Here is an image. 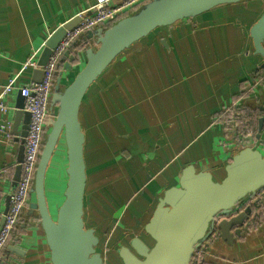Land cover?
I'll return each instance as SVG.
<instances>
[{"label":"crops","instance_id":"obj_1","mask_svg":"<svg viewBox=\"0 0 264 264\" xmlns=\"http://www.w3.org/2000/svg\"><path fill=\"white\" fill-rule=\"evenodd\" d=\"M95 1L0 0V92L14 80L4 97L9 109L0 112V125L11 124L10 135L0 130V215L18 181L20 136L12 130L17 87L30 83L34 70L23 65L37 62L48 37ZM263 12L264 0H241L158 27L122 51L87 89L78 112L86 171L83 220L99 239L103 264H121L117 250L134 237L153 243L144 225L164 191L178 186L184 167L207 170L219 182L241 147L264 155V83L254 77L263 59L249 36ZM88 45L96 46L83 35L60 57L53 88L58 77L62 88L72 81ZM49 110L53 116L55 106ZM66 167L61 138L44 181L53 217L64 199ZM32 201L30 192L8 243L16 250L5 249L0 264H51ZM244 205L251 212L232 228L231 242L210 234L191 264H264V187Z\"/></svg>","mask_w":264,"mask_h":264},{"label":"water","instance_id":"obj_2","mask_svg":"<svg viewBox=\"0 0 264 264\" xmlns=\"http://www.w3.org/2000/svg\"><path fill=\"white\" fill-rule=\"evenodd\" d=\"M239 1L150 0L110 27H97L84 34L94 39L96 46L88 45L84 49V65L69 84L62 88L60 78H57L50 96V104L55 106V112L47 121V132L30 191L34 196V201L29 204L30 212L38 213L51 264H103V257L97 250L99 239L92 228L84 225L83 220L86 171L84 134L78 112L87 89L122 51L154 29L193 18L217 5ZM79 21V16L72 17L48 37L37 60L39 68L32 71L31 82L40 81V67L47 63L66 31L72 30ZM249 36L254 53L263 59L261 69L264 71V12L250 27ZM68 53L65 51L63 55ZM68 67L67 64L65 68ZM18 93L12 127L13 133L19 132L20 136L16 180L20 174L23 142L30 117L28 112L22 111L24 98ZM61 138L66 148L67 180L64 199L53 217L46 204L44 181L49 161ZM249 140L251 142L250 137L246 139ZM225 172V177L216 182L207 170L196 171L191 164L184 167L178 186L164 191L144 225V232L153 243L148 246L140 238L134 237L128 245L117 250L121 264H191L194 252L210 234L230 243L232 228L241 225L251 212V207L244 204L264 187V155L245 145L226 165ZM7 207L8 202L3 214ZM6 250L16 249L8 244Z\"/></svg>","mask_w":264,"mask_h":264},{"label":"built area","instance_id":"obj_3","mask_svg":"<svg viewBox=\"0 0 264 264\" xmlns=\"http://www.w3.org/2000/svg\"><path fill=\"white\" fill-rule=\"evenodd\" d=\"M148 1L150 0H96L86 9L79 11L77 13V16L80 17L79 23L72 30L66 31L64 37L52 50L47 63L40 67L42 70L40 81L30 82L17 87L24 98L22 111L28 112L30 117L23 142V160L20 163L17 186L9 194L6 213L0 215V220L1 218L3 219L0 224V257L10 242L12 231L27 205L33 186L37 161L47 132V121L51 117L49 110L50 96L60 57L88 30H93L97 27L106 28L107 24H113L124 17L128 11L137 10V8ZM27 65L33 69L39 68L36 59L27 61L23 66L26 67ZM254 77L257 82L264 83L263 70L260 69L254 73ZM13 83L14 80L11 79L0 92L1 113H6L9 109L4 97L14 89ZM10 128L11 124L9 121H5L0 125V130L5 131L7 135H10ZM198 249L200 248L198 247Z\"/></svg>","mask_w":264,"mask_h":264},{"label":"trees","instance_id":"obj_4","mask_svg":"<svg viewBox=\"0 0 264 264\" xmlns=\"http://www.w3.org/2000/svg\"><path fill=\"white\" fill-rule=\"evenodd\" d=\"M111 24H112V23H110V24H107V25H106V27H110V26H111ZM13 230H14V229H13ZM99 248H100V245L97 247V250H98ZM193 257H194V255H193ZM118 258H119V257H118Z\"/></svg>","mask_w":264,"mask_h":264},{"label":"rangeland","instance_id":"obj_5","mask_svg":"<svg viewBox=\"0 0 264 264\" xmlns=\"http://www.w3.org/2000/svg\"><path fill=\"white\" fill-rule=\"evenodd\" d=\"M108 263H109V264H114V263L111 261V259L108 260Z\"/></svg>","mask_w":264,"mask_h":264}]
</instances>
